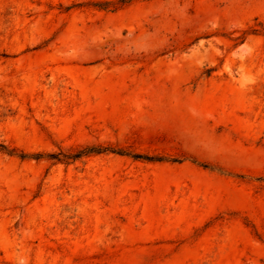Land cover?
<instances>
[{
    "label": "rangeland",
    "instance_id": "374dc122",
    "mask_svg": "<svg viewBox=\"0 0 264 264\" xmlns=\"http://www.w3.org/2000/svg\"><path fill=\"white\" fill-rule=\"evenodd\" d=\"M123 1L0 0V264H264V0Z\"/></svg>",
    "mask_w": 264,
    "mask_h": 264
},
{
    "label": "trees",
    "instance_id": "16d2710c",
    "mask_svg": "<svg viewBox=\"0 0 264 264\" xmlns=\"http://www.w3.org/2000/svg\"><path fill=\"white\" fill-rule=\"evenodd\" d=\"M144 1H149V0H144ZM127 3H129V1H125V0L123 1L124 5L127 4ZM100 152H102V151L96 150V149H90V150H87V151H82V152L78 153L77 155H74L73 158H78V157L82 156L83 154H87V153H100ZM21 157L22 158H26L25 155H21ZM135 158H143V157H141L139 155H136ZM144 159L149 160V161H154V160L161 161L162 160V159H154V158H151V157H144Z\"/></svg>",
    "mask_w": 264,
    "mask_h": 264
}]
</instances>
